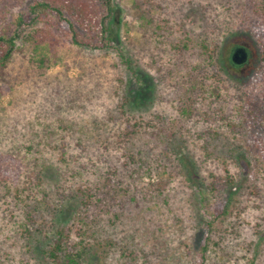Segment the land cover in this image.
Wrapping results in <instances>:
<instances>
[{
	"label": "rangeland",
	"instance_id": "1",
	"mask_svg": "<svg viewBox=\"0 0 264 264\" xmlns=\"http://www.w3.org/2000/svg\"><path fill=\"white\" fill-rule=\"evenodd\" d=\"M133 1L113 0V49L62 35L45 52L16 41L0 79V264H39L46 240L29 251L25 225L37 227L29 216L42 210L34 206L42 190L16 195L38 170L46 189L98 191L84 263L264 264V62L251 32L264 0H137L164 27L157 32L131 16ZM33 2L1 5L0 32ZM237 47L250 55L234 67ZM116 49L150 75L152 89L123 104L125 121L118 78L130 74ZM195 79L205 90L186 113L173 101ZM228 176L233 188L210 196ZM78 202H67L64 221Z\"/></svg>",
	"mask_w": 264,
	"mask_h": 264
},
{
	"label": "trees",
	"instance_id": "2",
	"mask_svg": "<svg viewBox=\"0 0 264 264\" xmlns=\"http://www.w3.org/2000/svg\"><path fill=\"white\" fill-rule=\"evenodd\" d=\"M6 1L0 0V19L3 14L1 5H4ZM151 1L145 0V4ZM115 10L116 6L113 0H34L28 7L27 13L20 14L17 18L12 30L6 27L0 32V79L5 82V69L11 63L16 51V41L19 39H22L23 43L31 44L34 49L44 52L48 46H53L56 43L59 38L58 35L68 37L71 44L75 46L90 47L96 50L113 49L111 43L116 33V25L119 24L115 22ZM145 10L142 4H138V1L134 0L129 11L133 18L140 21L139 24L143 28H146L148 25H154L152 19H150L149 11ZM256 14L258 22H260L255 23L254 29L251 32L254 36L258 37L259 51L261 59L264 62L263 5L259 8L257 7ZM37 22H41L42 25L39 27L33 26ZM26 26L33 27L29 32H25L24 27ZM162 28L164 27L161 26V23L157 22L152 30L157 32L161 31ZM116 50H118L123 71H126V74H130V77L127 76L126 80H124V77L118 78L120 82L119 88L122 92L119 98L122 104L118 105L116 109H121L120 116H125V121L130 120L131 117L129 116L130 114L123 112V104L142 103L144 94L152 89L151 86H146V82L150 78L148 76L150 75L140 66L136 65L131 58L123 56L120 49ZM246 52L247 56H249L250 50L246 49ZM215 59L217 62L218 55L217 57L215 56ZM41 61L43 62L44 59H41ZM230 63L234 67H239L231 59ZM212 67L216 66L212 65ZM133 81L136 85L140 86L136 90L131 87ZM189 85L188 88L182 90L184 92L179 94L180 96L177 98V101H173L178 103L181 111L186 113L190 112L189 108L192 106L193 100L197 97L202 98L201 92L204 93L205 90L200 79H195ZM210 94L211 96H216L217 88H213ZM248 107L249 105L246 108L244 107V109L249 111ZM61 158L60 160H65L64 151H61ZM29 179L32 181L31 184L25 183L22 187L23 191L20 188L16 191V195L20 198L19 194L25 193L24 190L31 189V186H33V189L39 188V190H42L40 200L35 201L34 205L38 210H42L35 213L34 209L31 208L32 210H30L34 214L31 213L32 215L29 216L31 221H33V226H37L34 228V232L38 235H35L30 230L29 224L25 225V232L29 234L28 239L33 241L28 242L29 246L33 247L29 251L35 253L39 242L46 240L45 243L43 242V245L39 246V264H89L83 262L84 256L87 254L86 245H88L85 242V238L91 235L89 233L91 226H93L91 222L93 223L97 220V215L91 213V210L95 207L93 204L95 202L102 203V201H98L100 200L98 191L90 192L89 189L76 184L73 185V187L76 186L74 188L71 185L62 184L56 185L53 189H46L39 170L32 172L29 175ZM109 180L111 181V179ZM234 184L235 182L232 177L228 176L224 183L213 181L208 191L210 192V196L218 195L220 197L222 191H230ZM24 197L27 198L28 196L24 195ZM76 197L79 199L80 205L77 207V211L72 219L64 221L63 216L66 204L69 200ZM227 200L226 208L229 207L232 197H229ZM34 218L37 221L34 222ZM74 236H76V239ZM207 239L208 236H206ZM206 248L207 245L204 244L202 249L205 251Z\"/></svg>",
	"mask_w": 264,
	"mask_h": 264
},
{
	"label": "water",
	"instance_id": "3",
	"mask_svg": "<svg viewBox=\"0 0 264 264\" xmlns=\"http://www.w3.org/2000/svg\"><path fill=\"white\" fill-rule=\"evenodd\" d=\"M247 52L243 47H237L232 50L230 59L234 64L241 65L247 60Z\"/></svg>",
	"mask_w": 264,
	"mask_h": 264
}]
</instances>
